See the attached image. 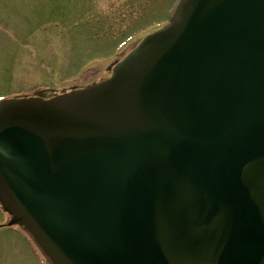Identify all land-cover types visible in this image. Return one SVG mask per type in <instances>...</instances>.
Wrapping results in <instances>:
<instances>
[{
  "label": "water",
  "instance_id": "1",
  "mask_svg": "<svg viewBox=\"0 0 264 264\" xmlns=\"http://www.w3.org/2000/svg\"><path fill=\"white\" fill-rule=\"evenodd\" d=\"M0 201L54 264H264V0H181L110 79L1 103Z\"/></svg>",
  "mask_w": 264,
  "mask_h": 264
},
{
  "label": "rangeland",
  "instance_id": "2",
  "mask_svg": "<svg viewBox=\"0 0 264 264\" xmlns=\"http://www.w3.org/2000/svg\"><path fill=\"white\" fill-rule=\"evenodd\" d=\"M176 2L0 0V95L47 85L38 96L48 99L111 77L113 57L123 60L155 33L147 30ZM9 220L0 208V264H47Z\"/></svg>",
  "mask_w": 264,
  "mask_h": 264
},
{
  "label": "bare ground",
  "instance_id": "3",
  "mask_svg": "<svg viewBox=\"0 0 264 264\" xmlns=\"http://www.w3.org/2000/svg\"><path fill=\"white\" fill-rule=\"evenodd\" d=\"M36 96H37V94L34 97H36Z\"/></svg>",
  "mask_w": 264,
  "mask_h": 264
},
{
  "label": "flooded vegetation",
  "instance_id": "4",
  "mask_svg": "<svg viewBox=\"0 0 264 264\" xmlns=\"http://www.w3.org/2000/svg\"><path fill=\"white\" fill-rule=\"evenodd\" d=\"M116 62V61H115Z\"/></svg>",
  "mask_w": 264,
  "mask_h": 264
}]
</instances>
